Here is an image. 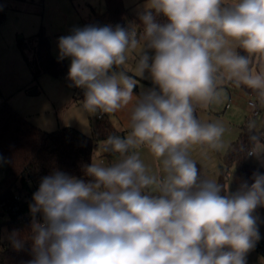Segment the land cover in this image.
Wrapping results in <instances>:
<instances>
[{
	"label": "clouds",
	"instance_id": "9594fccd",
	"mask_svg": "<svg viewBox=\"0 0 264 264\" xmlns=\"http://www.w3.org/2000/svg\"><path fill=\"white\" fill-rule=\"evenodd\" d=\"M139 19L142 37L89 24L58 38V60L70 58L67 79L85 90L82 107L112 114L131 105L130 131L103 141L119 159L84 165L91 179L58 169L41 178L28 229L9 240L18 251L31 242L26 264H246L261 239L253 213L264 207V173L225 192L201 179L190 151L226 147L225 126L196 116L221 103L225 80L264 102V0H147ZM133 55L135 75L148 72L158 90L134 95L138 82L124 67ZM252 139L248 154L258 155L264 145Z\"/></svg>",
	"mask_w": 264,
	"mask_h": 264
},
{
	"label": "rangeland",
	"instance_id": "374dc122",
	"mask_svg": "<svg viewBox=\"0 0 264 264\" xmlns=\"http://www.w3.org/2000/svg\"><path fill=\"white\" fill-rule=\"evenodd\" d=\"M123 2L130 13L139 18L147 0H123ZM6 6V18L0 24V90L8 102L20 114L34 123L38 122L40 124L38 127L47 132L72 127L87 136H93L100 122L109 121L115 130V135H127L130 131L131 105L116 113L105 114L104 119L99 120L97 119L99 113H89L82 107L85 90L72 87L67 75L64 79H59L43 74L37 80H33L32 65L36 61V35L44 31L49 36L51 53L58 58V38L71 34L74 27L91 24L106 10L105 0H6ZM129 25L135 30L133 23ZM149 54L154 55V52L149 50ZM64 61L69 71L70 58H65ZM135 64L136 59L133 55L124 66L128 75L138 82L134 95L139 96L143 91L154 87L158 90V86L153 84L148 72H145L143 77L135 75ZM252 66L256 70L257 63L253 62ZM260 66L264 68V64ZM222 87L224 98L221 103L213 104L207 109L197 108V112L201 122H220L225 126L226 133L223 139L226 147L217 152L207 145H196L190 151V156L204 168L207 179L217 182L220 167L224 166L227 173L226 192H235L238 189L233 183L232 176L236 166L235 164L227 165L224 156L230 145L239 138L242 128L248 124L251 111L248 105L249 100L257 101V99L244 86L237 87L225 80ZM32 90H36L37 93L32 94ZM257 105L261 113L258 118L251 120L250 125L254 130L264 131V103L257 101ZM104 133L105 131L102 130L99 134L104 136ZM106 138H97L92 162L93 160L104 161L106 164H111L119 159L118 154L103 151V141ZM259 144L264 145L263 142ZM139 152L150 172H158L159 161L150 154L147 148H141ZM261 158H264V151L254 157L251 156V161L256 165H261ZM6 175L7 165L4 161L0 163V197L4 192L2 183ZM13 190L27 193L20 183ZM1 210L2 203H0V212ZM253 215L259 218L258 227L261 239L246 254V264H264V254L260 252L264 246L262 244L264 208L258 207ZM9 220V215L0 214V234L4 241L8 240L5 223Z\"/></svg>",
	"mask_w": 264,
	"mask_h": 264
},
{
	"label": "trees",
	"instance_id": "16d2710c",
	"mask_svg": "<svg viewBox=\"0 0 264 264\" xmlns=\"http://www.w3.org/2000/svg\"><path fill=\"white\" fill-rule=\"evenodd\" d=\"M105 3L106 10L91 24L113 27L120 25L133 30L129 25L133 23L137 35L142 37L141 20L130 13L123 0H105ZM6 10V0H0V24L6 18ZM157 21L166 22L162 16H158ZM35 40L36 61L32 65L33 80H37L43 74L64 79L68 73V66L64 60H58L52 55L49 36L42 31L36 35ZM247 90L259 102L255 92ZM196 116L199 119L197 110ZM102 130L105 131L104 136L99 134ZM263 132V130H254L248 123L242 128L239 138L230 145L224 156L227 165L235 164L236 166L232 177L237 189L244 181H247L249 185L253 182L251 179L253 172L264 173V168L254 164L248 154L254 147L253 137L258 142L264 143ZM109 135H115V130L109 121L100 122L93 136H87L72 127L47 132L20 114L7 99L2 101L0 105V155L4 157L7 165V175L2 183L4 192L1 197L5 200L2 202L0 213L9 215L10 220L5 223L8 240L4 241L0 234V264H26L32 259L30 241L18 251L11 246L9 240L14 231L25 232L28 229L32 217L26 220L23 216L30 214L29 204L32 202L33 193L38 190L41 178L58 169L71 176L85 180L91 179L85 176L83 166L92 163L97 138ZM197 168L201 179L206 178L204 168L199 164ZM218 182L224 186L226 192L227 173L224 166L220 167ZM18 183L27 190L30 195L29 201L17 203L14 200L15 191L13 189Z\"/></svg>",
	"mask_w": 264,
	"mask_h": 264
},
{
	"label": "built area",
	"instance_id": "2783aa9c",
	"mask_svg": "<svg viewBox=\"0 0 264 264\" xmlns=\"http://www.w3.org/2000/svg\"><path fill=\"white\" fill-rule=\"evenodd\" d=\"M116 70H118V68ZM248 105H249L251 111H250V114L248 116V122L247 123L250 124L252 119H256L259 117L261 110L258 108L257 101L249 100ZM104 116H105V114H100V113L97 115L98 119H103ZM29 198H30V195L28 193L24 194V193H20V192H15V194H14V200L17 203L27 202V201H29ZM14 209H17V207H14ZM23 217H24V219L29 220L31 215L25 214ZM37 217H39V214H37ZM260 252L264 254V248H261Z\"/></svg>",
	"mask_w": 264,
	"mask_h": 264
},
{
	"label": "crops",
	"instance_id": "0c3cea01",
	"mask_svg": "<svg viewBox=\"0 0 264 264\" xmlns=\"http://www.w3.org/2000/svg\"><path fill=\"white\" fill-rule=\"evenodd\" d=\"M4 99H7L6 98V96L1 92V90H0V105H1V103H2V101L4 100ZM28 118V117H27ZM29 119V118H28ZM31 120V119H30ZM33 122V121H32ZM34 123V122H33ZM35 125L37 124V126H39L40 124L38 123V122H36V123H34ZM44 130V129H43ZM252 157H254L255 155H251ZM261 162H262V166L264 167V158H261ZM2 197H0V199H1ZM261 208H264V207H261ZM1 214V213H0ZM1 215H3V214H1ZM262 241H264V240H262ZM262 248H264V246L262 247Z\"/></svg>",
	"mask_w": 264,
	"mask_h": 264
},
{
	"label": "water",
	"instance_id": "95a60500",
	"mask_svg": "<svg viewBox=\"0 0 264 264\" xmlns=\"http://www.w3.org/2000/svg\"><path fill=\"white\" fill-rule=\"evenodd\" d=\"M31 93H32V94H36L37 91H36V90H32ZM4 200H5V198H1V199H0V203H2Z\"/></svg>",
	"mask_w": 264,
	"mask_h": 264
}]
</instances>
